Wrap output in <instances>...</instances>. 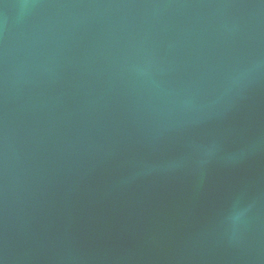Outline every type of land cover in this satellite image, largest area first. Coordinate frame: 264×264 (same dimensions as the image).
<instances>
[{
    "label": "water",
    "instance_id": "1",
    "mask_svg": "<svg viewBox=\"0 0 264 264\" xmlns=\"http://www.w3.org/2000/svg\"><path fill=\"white\" fill-rule=\"evenodd\" d=\"M0 264H264V0H0Z\"/></svg>",
    "mask_w": 264,
    "mask_h": 264
},
{
    "label": "clouds",
    "instance_id": "2",
    "mask_svg": "<svg viewBox=\"0 0 264 264\" xmlns=\"http://www.w3.org/2000/svg\"><path fill=\"white\" fill-rule=\"evenodd\" d=\"M242 214H243L242 212H238V213L236 214L235 218L238 219L239 216L242 215Z\"/></svg>",
    "mask_w": 264,
    "mask_h": 264
}]
</instances>
